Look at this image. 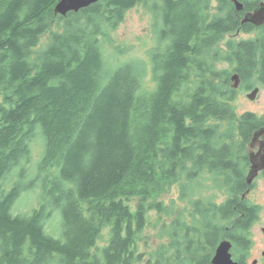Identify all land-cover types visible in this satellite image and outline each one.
Returning <instances> with one entry per match:
<instances>
[{"label":"trees","instance_id":"1","mask_svg":"<svg viewBox=\"0 0 264 264\" xmlns=\"http://www.w3.org/2000/svg\"><path fill=\"white\" fill-rule=\"evenodd\" d=\"M239 1L111 0L62 17L60 0H0V264H212L224 240L245 264L264 116L237 100L264 90V25L242 24L263 0ZM139 4L155 19L150 62L111 65L105 41ZM239 32L255 33L228 38ZM173 185L186 207L146 260L149 213L173 214L160 201Z\"/></svg>","mask_w":264,"mask_h":264},{"label":"rangeland","instance_id":"2","mask_svg":"<svg viewBox=\"0 0 264 264\" xmlns=\"http://www.w3.org/2000/svg\"><path fill=\"white\" fill-rule=\"evenodd\" d=\"M155 19L149 8L143 4L137 5L131 9L123 23H121L116 30L109 33L108 39L105 41L104 51L108 58V63L119 59L124 61L138 60L148 63L150 62L149 57L153 49L156 48L157 37L154 33ZM255 33V32H254ZM254 33L239 32L230 37H234L236 40H247L254 37ZM118 51V52H117ZM119 53V55H118ZM151 74L147 75L145 79V87L152 88L153 82L151 81ZM251 89L247 90L243 88L239 92V98L237 100V106L239 113L247 111L253 112L258 116H264V90L260 89L259 95L255 101L248 99V94L251 93ZM1 101V98H0ZM222 198H220L221 201ZM175 201L176 207L171 216L166 213L159 215L156 211L149 213L148 226L143 233V240L139 246V253H142L146 260L150 259L152 254L159 248L161 244L167 243L168 239H160L161 227L164 224H169L172 219L178 215V210L186 207L179 201V193L177 186L173 185L167 189L162 195L160 201L164 202L169 208L172 201ZM249 200L255 204L261 206L260 219L256 222L251 232L252 247L250 249L249 264H253L254 260H262L261 252L264 250V176H260L256 180L254 190L249 196ZM131 206H135L136 200L129 202ZM180 206V208H179ZM23 209L26 207L21 206ZM58 219H56L57 221ZM53 222V224L57 222ZM50 227V226H48ZM47 227V228H48ZM50 230V228H49ZM55 236H58V231H53Z\"/></svg>","mask_w":264,"mask_h":264},{"label":"water","instance_id":"3","mask_svg":"<svg viewBox=\"0 0 264 264\" xmlns=\"http://www.w3.org/2000/svg\"><path fill=\"white\" fill-rule=\"evenodd\" d=\"M111 0H60L55 7V14L58 16L66 17L69 13H78L81 10L87 9L90 6L99 2H108ZM236 10L242 12L244 5L239 0H232ZM242 24H251L255 27H261L264 25V2L251 12H247L244 15ZM233 88L238 89L241 85V79L238 74H234L232 77ZM260 88L257 87L248 94V99L255 101L259 95ZM251 151L249 152L250 158V171L247 176V184L251 186L257 179L261 171H264V127L256 131L252 142L250 144ZM251 190L243 196L246 198ZM233 244L229 240L222 241L214 255L212 264H239L233 259L232 256Z\"/></svg>","mask_w":264,"mask_h":264},{"label":"flooded vegetation","instance_id":"4","mask_svg":"<svg viewBox=\"0 0 264 264\" xmlns=\"http://www.w3.org/2000/svg\"><path fill=\"white\" fill-rule=\"evenodd\" d=\"M264 1V0H263ZM262 1V2H263ZM259 28V27H258ZM264 176V171H261L260 172V174H259V176L257 177V179L260 177V176ZM256 179V180H257ZM256 180L254 181V183H253V185L251 186V191H250V193L247 195V197H246V199L248 200L249 199V196H250V194L252 193V191L254 190V188H255V185H256ZM245 199V200H246ZM259 219H260V217H259ZM263 232H264V229H263ZM231 253H232V251H231ZM250 254H251V252L249 253V257H248V259H246V261H245V264H249V259H250ZM261 256H262V260H261V262L262 263H260L259 262V260H254V262H253V264H264V250L261 252V254H260ZM232 256H233V254H232ZM234 259V258H233ZM235 260V259H234ZM236 261V260H235ZM239 263V262H238Z\"/></svg>","mask_w":264,"mask_h":264}]
</instances>
